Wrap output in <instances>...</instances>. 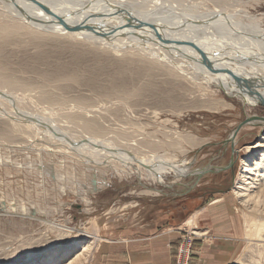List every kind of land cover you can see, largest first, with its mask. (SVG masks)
Here are the masks:
<instances>
[{
	"label": "rangeland",
	"instance_id": "1",
	"mask_svg": "<svg viewBox=\"0 0 264 264\" xmlns=\"http://www.w3.org/2000/svg\"><path fill=\"white\" fill-rule=\"evenodd\" d=\"M129 1L151 17L264 34V0ZM5 10L0 264H264V177L253 184L246 171L264 175L263 104L136 45L33 28Z\"/></svg>",
	"mask_w": 264,
	"mask_h": 264
},
{
	"label": "bare ground",
	"instance_id": "2",
	"mask_svg": "<svg viewBox=\"0 0 264 264\" xmlns=\"http://www.w3.org/2000/svg\"><path fill=\"white\" fill-rule=\"evenodd\" d=\"M37 1L39 3H33L30 0H16L15 2H12V0H0V7L3 8V10H8V14H10L11 17L19 20L25 25L37 29L60 30L68 33L67 27H63L59 24H52L54 21L57 22V17L65 18L67 23L71 26L81 22H87V24L92 26L101 25L102 28L98 29L99 36L94 35L96 38L90 33L86 34L85 31L71 30L70 32L71 35L73 34L79 37L90 36L88 40L93 38L97 43H107L108 45L117 47L122 45H136L138 48L151 54L157 61L171 66V69L172 67L175 70L177 69L180 73L182 72L192 80L199 81L200 84L204 81L203 83L205 85L210 86L213 82L218 89L229 91L233 97L241 100L245 106L250 103H261L264 105V34L261 31L260 34L253 33V31L252 33H246L242 29H239L234 23L225 21L226 19H221L222 21L217 22V24L192 20L185 23L183 20L179 22V19H177V21L179 20L177 22L174 21V19L172 20L171 17L164 16L161 12L156 10L153 11L159 12V15L151 17L150 13L152 12L149 10L150 8L145 9L136 6L129 0H73L72 2L66 0ZM135 4H139V2ZM43 6L51 11V14L42 8ZM20 10L25 11V14ZM171 10L175 11V14H179L180 11L177 8H172ZM122 11L131 14L136 21L129 24L127 17L123 15ZM182 14L181 12V15ZM28 16L38 23L30 21ZM194 17L196 16H193V18ZM228 19L230 20V17ZM193 24H195L194 26L197 24H201L202 26L204 24V26L206 25L208 27H193ZM211 24L213 25L209 26ZM183 25L186 27H182ZM215 32L218 33L216 34ZM201 53L212 62V68L203 66V57ZM200 68L206 71L204 72L203 70L202 73L200 72ZM201 75L204 77L202 78ZM5 98H7V96H5ZM9 100L12 101L13 99L10 97ZM251 121L255 123V121ZM29 123L33 124L34 122L30 120ZM40 125L46 124L40 122ZM46 135L51 136L50 133H42V136ZM65 142L67 143L65 144L68 145L66 147L76 151V153L82 151L71 142ZM113 149L116 155H122L120 154L121 150L118 152L115 148ZM84 151L86 152V150ZM87 153L89 154V152ZM91 155L97 156L98 154L95 153ZM91 155L90 157H92ZM122 157L132 159L133 162H131L133 165L139 164L137 159L130 155L126 156L125 154V156ZM151 160L156 163V159ZM123 161L125 162V160ZM163 165L165 166V164ZM257 165L258 167L260 165L264 166V154L262 155L261 163ZM170 166L174 167L177 165L172 166L171 164L169 167ZM262 166L260 167V171L264 173V167ZM158 170V173L154 174L156 177L152 174L155 179H157L158 174H160V177L162 174L166 173V171ZM246 171L250 172V178L248 179L253 182V184H258V181L263 180L262 178L264 175L258 174L259 168H256L254 171ZM247 185L250 186L251 183ZM247 190L245 192H247Z\"/></svg>",
	"mask_w": 264,
	"mask_h": 264
},
{
	"label": "water",
	"instance_id": "3",
	"mask_svg": "<svg viewBox=\"0 0 264 264\" xmlns=\"http://www.w3.org/2000/svg\"><path fill=\"white\" fill-rule=\"evenodd\" d=\"M15 1L16 0H12V2H15ZM30 1H32L33 3H39L37 0H30ZM42 8H44L49 14H51V11H49L48 9H46V7L43 6ZM20 11L25 14V11H23V10H20ZM122 12H123V15H125L127 17V21L129 22V24H131L133 21L134 22L136 21L135 18L131 14H129L128 12H125V11H122ZM28 19L30 21H33L35 23H38L36 20L32 19L29 16H28ZM56 21L57 22L54 21L52 24H59V25H61L63 27H67L68 28L67 29L68 33L71 30L81 31V32L85 31V32H90V33L94 34L95 36H99L98 29H101L102 28L101 25H96V26L94 25V26H92V25L87 24V22H81V23H79L77 25H72L71 26V25H69V23H67V20L65 18H62V17H59V18L57 17L56 18ZM201 55L203 57L202 58V63L204 65H206L207 67L212 68V62L207 57H205V55L203 53H201ZM0 96H1V94H0ZM2 96L5 97V95H2ZM35 121L37 122V124L39 123V121H37V120H35ZM89 142L90 141H85L83 144H87Z\"/></svg>",
	"mask_w": 264,
	"mask_h": 264
},
{
	"label": "crops",
	"instance_id": "4",
	"mask_svg": "<svg viewBox=\"0 0 264 264\" xmlns=\"http://www.w3.org/2000/svg\"><path fill=\"white\" fill-rule=\"evenodd\" d=\"M223 206H224L226 209H228V205H227V204H226V205L223 204ZM226 229H227V228H225V230L223 231L224 234L227 232ZM229 229H231V228H229ZM228 232H229V231H228ZM223 233H222V234H223Z\"/></svg>",
	"mask_w": 264,
	"mask_h": 264
}]
</instances>
